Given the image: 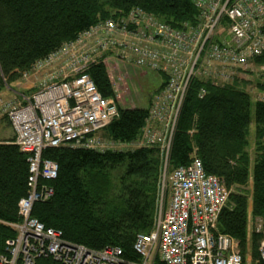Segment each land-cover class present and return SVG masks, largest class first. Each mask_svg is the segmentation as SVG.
Wrapping results in <instances>:
<instances>
[{
  "label": "built area",
  "instance_id": "2783aa9c",
  "mask_svg": "<svg viewBox=\"0 0 264 264\" xmlns=\"http://www.w3.org/2000/svg\"><path fill=\"white\" fill-rule=\"evenodd\" d=\"M194 5L195 23L182 28L140 8L99 21L23 72L18 82L28 80L30 87L3 78L0 121L8 123L11 142L26 156L28 189L17 203L19 220L9 224L15 234L4 242L0 264H264L263 218H252L247 226V240L249 233L260 235L258 257L247 259L238 241L217 228L229 195L221 180L207 174L197 158L167 168L180 103L191 81L230 84L264 55V0H194ZM108 57L153 71L163 82L148 105L140 136L130 143L157 147L162 160L154 225L137 234L132 246L138 260L123 257L118 246L95 250L65 240L60 230L31 216L34 202L52 196L45 181L57 175V163L41 157L45 148L114 150L100 133L118 116L117 97L101 96L85 72L91 63L106 64ZM204 93L201 89L199 96Z\"/></svg>",
  "mask_w": 264,
  "mask_h": 264
},
{
  "label": "trees",
  "instance_id": "16d2710c",
  "mask_svg": "<svg viewBox=\"0 0 264 264\" xmlns=\"http://www.w3.org/2000/svg\"><path fill=\"white\" fill-rule=\"evenodd\" d=\"M140 8L173 28L195 23L194 0H0V89L3 78L18 80L33 64L77 37L99 21ZM264 64V55L254 58ZM103 97H114L104 63H91L85 71ZM256 84L264 90V70L256 71ZM260 75V76H258ZM252 81V82H253ZM250 82V81H249ZM248 81L236 79L216 85L193 79L178 112L168 155L169 169L201 161L207 174L218 177L229 191L217 228L246 252L248 215L264 219V99L245 90ZM205 90L203 96L199 91ZM148 107H120L103 134L130 144L141 134ZM253 133L255 157L248 148ZM42 158L57 163L53 189L45 201H36L31 216L46 227L61 231L65 240L99 250L118 246L123 257L138 260L133 242L149 232L157 211V184L161 158L157 147L139 146L123 152L71 147H47ZM112 170L119 176L112 179ZM26 156L11 140L0 142V252L13 237L9 225L18 218L17 203L27 193ZM259 234L250 243L258 257ZM155 264H162L156 262Z\"/></svg>",
  "mask_w": 264,
  "mask_h": 264
},
{
  "label": "rangeland",
  "instance_id": "374dc122",
  "mask_svg": "<svg viewBox=\"0 0 264 264\" xmlns=\"http://www.w3.org/2000/svg\"><path fill=\"white\" fill-rule=\"evenodd\" d=\"M224 34V33H223ZM223 37H227V34L225 33ZM221 37H217L215 41L220 40ZM114 57H108L106 60V69L108 76L110 78V81L112 82L114 93L117 97V103L120 107H148L152 97L158 92L160 88H162L163 82L160 78L156 76V73L153 71H149L142 68L134 67L133 65H130L129 63H121L114 60ZM255 70L253 73L246 72L245 76L247 77L249 75L248 85H244L245 90L249 92L253 99H262L264 97V90H260L256 84V77L253 81V77L255 74H262L257 73L256 71L263 70V68L253 69ZM258 75V76H260ZM202 79V78H201ZM203 80V79H202ZM250 81V82H249ZM253 81V82H252ZM264 82V78H263ZM16 86H20L21 88H28L30 87V82L26 80L24 83H20L15 81L14 83ZM34 84V83H33ZM186 94V93H185ZM185 97V96H184ZM184 98L182 99L180 106L183 103ZM101 135L103 132L100 133ZM13 138L12 131L10 129V126L6 121H0V141L9 140ZM102 138L105 140V143L108 148L114 149L115 151H129L134 149L135 147L133 145H130L128 143H125L123 145L119 144L118 142L108 138L105 134L102 135ZM171 145V144H170ZM251 161L255 157V150H254V143H253V133L250 135V146L248 148ZM161 158V156H160ZM162 161V160H161ZM162 167V166H161ZM169 165L167 166V168ZM111 177L112 179H116V177L119 176V171L112 170ZM159 181L157 184V195L159 197V192L161 189L159 188ZM163 202L162 206H166L168 201V191L166 190L165 193H163ZM157 197V200H158ZM248 221L250 224H252V216L251 214L248 215ZM249 231H250V225H249ZM250 237V236H249ZM251 239V237H250ZM247 252H246V258L251 259L252 254L250 252V242L247 246Z\"/></svg>",
  "mask_w": 264,
  "mask_h": 264
},
{
  "label": "crops",
  "instance_id": "0c3cea01",
  "mask_svg": "<svg viewBox=\"0 0 264 264\" xmlns=\"http://www.w3.org/2000/svg\"><path fill=\"white\" fill-rule=\"evenodd\" d=\"M156 76L158 77V78H160L161 79V76L159 75V74H157L156 73ZM239 77H243V75L242 74H239ZM129 108H134V106H132V107H129ZM119 144H121V143H119ZM121 145H123V144H121ZM162 165V164H161ZM246 238H247V230H246Z\"/></svg>",
  "mask_w": 264,
  "mask_h": 264
}]
</instances>
